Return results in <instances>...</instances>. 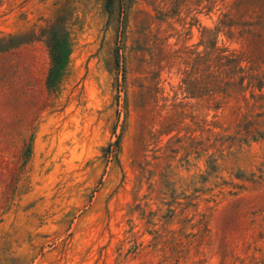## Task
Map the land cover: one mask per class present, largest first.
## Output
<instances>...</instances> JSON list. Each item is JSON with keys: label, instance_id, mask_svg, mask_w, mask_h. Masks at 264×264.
<instances>
[{"label": "rangeland", "instance_id": "rangeland-1", "mask_svg": "<svg viewBox=\"0 0 264 264\" xmlns=\"http://www.w3.org/2000/svg\"><path fill=\"white\" fill-rule=\"evenodd\" d=\"M0 264H264V0H0Z\"/></svg>", "mask_w": 264, "mask_h": 264}, {"label": "trees", "instance_id": "trees-1", "mask_svg": "<svg viewBox=\"0 0 264 264\" xmlns=\"http://www.w3.org/2000/svg\"><path fill=\"white\" fill-rule=\"evenodd\" d=\"M109 2H110V3H113V0H109ZM53 59H54V62H55L56 65H58V64L61 63V59H59V58L57 59V57H54ZM239 70H241V69H239ZM242 72H243V71H242ZM211 87H213L212 84H211ZM215 88H216V87H215Z\"/></svg>", "mask_w": 264, "mask_h": 264}]
</instances>
